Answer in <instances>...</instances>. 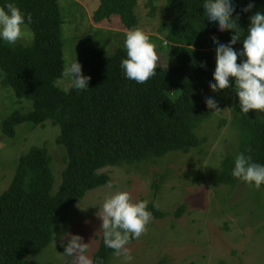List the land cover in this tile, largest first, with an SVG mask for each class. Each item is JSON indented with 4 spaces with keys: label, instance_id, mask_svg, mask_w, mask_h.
<instances>
[{
    "label": "trees",
    "instance_id": "trees-1",
    "mask_svg": "<svg viewBox=\"0 0 264 264\" xmlns=\"http://www.w3.org/2000/svg\"><path fill=\"white\" fill-rule=\"evenodd\" d=\"M140 0H99L92 20L96 24L117 18L124 30L139 28L135 8ZM11 0H0V6ZM25 13H31L28 26L32 44L8 45L0 41V86L10 88L18 102H30L26 112L14 110L1 122V133L14 139L17 128L31 129L49 121L59 128L56 144L63 147L64 168L54 191L51 157L45 146H33L17 160L14 176L0 195V264H27V258L47 248L54 230L68 220L71 207L94 189L109 183L105 168L155 162L169 153L188 154L205 144L196 130L214 114L203 101L215 95L226 96L232 112L230 125L238 137L237 151L221 161L217 182L225 187L248 185L232 177L238 152L264 164V118L254 111L242 114L233 90L213 93L215 55L212 41L228 43L230 31L217 34L203 15L204 0H166L172 19L160 25L158 34L176 59V65H158L157 75L143 84L128 80L120 67L126 49L114 52L101 46L84 45L80 64L90 76L88 89L72 86L64 91L56 86L64 78L66 65L58 0H14ZM239 25L245 30L249 16L264 11V0H235ZM249 2L251 12L241 9ZM146 6L153 16L154 0ZM235 15V14H234ZM155 38L156 37H151ZM239 50L242 43L233 46ZM239 58L237 63H239ZM203 65V67H201ZM264 206V185L257 189ZM152 220L167 215L155 204L148 205ZM183 207H180L178 216ZM135 239H130L133 241ZM114 251L105 247L101 234L93 264H109Z\"/></svg>",
    "mask_w": 264,
    "mask_h": 264
},
{
    "label": "rangeland",
    "instance_id": "rangeland-1",
    "mask_svg": "<svg viewBox=\"0 0 264 264\" xmlns=\"http://www.w3.org/2000/svg\"><path fill=\"white\" fill-rule=\"evenodd\" d=\"M146 2L140 0L135 8L139 28L156 46L158 65L175 66L176 59L165 45L164 36L158 34L160 25L172 19L166 10V0H154L153 16ZM58 3L64 19L66 64L76 58L80 63L84 45L107 44L109 52L124 48L127 31L117 18L100 24L92 20L99 0H58ZM32 41L28 27L14 45L27 46ZM56 86L68 91L71 83L64 77ZM214 99L222 111L195 132L206 138L204 145L188 154L169 153L155 162L103 169L109 183L77 201L68 220L55 227L50 245L29 256L27 264H71L61 246L69 239L64 235L66 232L82 238L87 244L86 255L92 260L102 234V221L96 214L104 199L116 191H128L135 200L155 202L167 216L152 220L141 237L126 246L127 254H114L109 264H264V206L258 200L260 192L249 185L231 189L217 182L221 161L237 151L238 137L230 125L232 112L227 97L215 95ZM30 106L28 101L18 102L10 88L0 86V195L14 176L18 158L33 146L47 148L55 178L54 191L60 185L65 151L56 144L57 126L49 121L34 129L23 125L17 128L14 139L1 133L5 117L14 110L26 112ZM261 115L264 118V113ZM180 207L184 209L177 216Z\"/></svg>",
    "mask_w": 264,
    "mask_h": 264
},
{
    "label": "clouds",
    "instance_id": "clouds-1",
    "mask_svg": "<svg viewBox=\"0 0 264 264\" xmlns=\"http://www.w3.org/2000/svg\"><path fill=\"white\" fill-rule=\"evenodd\" d=\"M236 7L235 0L203 2V15L210 25L216 26L217 34L225 31L233 33L226 44L212 41L215 68L212 73L213 82L208 84V88L213 93L231 88L238 98V108L242 114L247 115L250 110H254L259 115L264 113V11H255L249 16V26L246 35L242 37L245 30L238 23L240 13H237ZM253 7L254 4L249 2L241 12L249 13ZM32 22L31 13L22 11L14 0L6 2L0 6V41L14 45ZM238 42L242 43L239 50L233 47ZM123 46L126 58L121 60L120 67L126 79L143 84L157 75L159 56L156 46L144 30H128ZM62 74L75 90H89L91 77L82 73V65L77 58L64 66ZM203 103L212 114L222 111L211 96ZM231 175L260 189L264 185V164L254 162L244 152H238L234 157ZM148 205V200H135L128 191H116L107 196L96 214L102 221L100 232L105 247L117 255L127 254L126 246L130 239L140 238L153 219ZM64 235L69 239L61 245L64 248L63 255L70 258L71 264H93L86 255L87 244L82 242V238L70 232ZM126 258L131 260V256L126 255ZM96 264H102V261Z\"/></svg>",
    "mask_w": 264,
    "mask_h": 264
}]
</instances>
